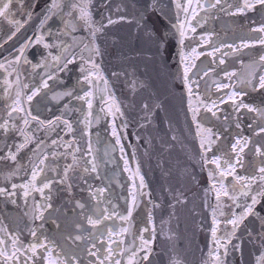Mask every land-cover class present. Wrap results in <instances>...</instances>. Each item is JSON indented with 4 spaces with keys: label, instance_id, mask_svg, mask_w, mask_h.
I'll list each match as a JSON object with an SVG mask.
<instances>
[{
    "label": "snow or ice",
    "instance_id": "6c2138e0",
    "mask_svg": "<svg viewBox=\"0 0 264 264\" xmlns=\"http://www.w3.org/2000/svg\"><path fill=\"white\" fill-rule=\"evenodd\" d=\"M98 3L105 10L99 19L94 0H0V50L7 53L0 55V198L22 209L0 218V264H154L155 210L167 208L161 224H170L189 205L192 214H210V223L198 225L210 234L201 264H264V0ZM222 18L244 33L238 42L209 26ZM122 28L134 29L145 72L119 54L109 76L106 45L124 46L113 31ZM149 67L154 77L145 74ZM74 69V82H65ZM117 83L126 95H117ZM168 97L180 102L196 144L188 159L199 174L179 163L173 171L161 153L167 181L157 194L142 172V145L132 146L130 159L124 138L130 123L158 127L163 111L171 135L159 138L160 147L170 151L178 136ZM109 117L114 142L98 158L91 126ZM135 138L150 157L156 137ZM117 150L131 181L124 211L113 202V181L124 184L107 170L108 163L119 167ZM190 184L199 186V204ZM170 264L186 262L177 253Z\"/></svg>",
    "mask_w": 264,
    "mask_h": 264
},
{
    "label": "water",
    "instance_id": "95a60500",
    "mask_svg": "<svg viewBox=\"0 0 264 264\" xmlns=\"http://www.w3.org/2000/svg\"><path fill=\"white\" fill-rule=\"evenodd\" d=\"M169 2V0H165ZM96 7L94 11L96 12L97 19H99L100 13L105 10L99 6L98 0H94ZM152 21L159 26L160 21L157 17H153ZM114 33L119 39H122L125 44L122 48L116 49L112 46L111 42L106 45V55L104 57V67L106 70V75L110 76V70H114L119 64L117 56L123 54L124 56H131L133 62L137 64L139 72H145L144 61L140 57H136L134 50H139L141 48L140 42L136 39L134 29L122 28L113 29ZM173 53L175 52V42H173L170 49ZM146 75H152L151 67L145 73ZM156 86H160V82L156 81ZM115 89L117 95H126L127 90L120 83L115 84ZM169 104V114L172 115L175 123L176 135L178 140L175 142V146L170 151H163L160 147L159 138L167 132L171 135V132L167 129L166 113L161 111L156 120L158 127H153L150 129L139 128L135 123H130L127 132L130 145H142L140 147L141 154V164L142 172L145 175L149 186L156 189L157 194H159V189L162 185L166 186L167 177L161 170L159 164V157L162 153L163 158L168 161V165L175 171L178 163L180 167H188L194 174H199V165L196 164L194 160H189L188 157L193 151H195L196 144L192 140V137L187 134V130L184 127V113L181 109L180 102L176 99L168 97ZM135 119V114L132 116ZM139 134L143 137L149 135L156 137L153 142L152 154L150 157L143 156L144 147H147L143 141L137 142L136 135ZM201 182L203 183V177L201 176ZM189 195L196 194L195 202L200 203V190L199 186L195 184H190ZM191 205L188 209H183L178 214V218H173L171 223L161 224V220L167 221L169 210L165 208L164 210H155V218L158 229V238L154 245L153 260L154 264H170V258L174 254H179L182 259L185 260L186 264H201V260L207 253V246L210 242V234L206 230H202L198 227L200 223L208 224L210 223V214L207 210L198 209L199 215L192 214L190 212ZM169 228L175 233V236L169 240L167 238V233ZM245 258L249 259V255L246 249ZM232 259L230 258V264Z\"/></svg>",
    "mask_w": 264,
    "mask_h": 264
},
{
    "label": "flooded vegetation",
    "instance_id": "af4514ba",
    "mask_svg": "<svg viewBox=\"0 0 264 264\" xmlns=\"http://www.w3.org/2000/svg\"><path fill=\"white\" fill-rule=\"evenodd\" d=\"M251 15V14H250ZM243 21H237L236 23H242ZM35 23H38L36 21ZM210 27H214L218 32L223 35L225 32H227V42H233L234 40L238 42V38L242 35H244L243 32L237 30V28L234 26L233 22L228 20L227 18H222V20L219 21H210L209 22ZM35 30V24L31 25L27 29V35H32L33 31ZM47 38V37H46ZM22 42V40H21ZM7 47V46H6ZM42 47V46H40ZM259 49V46H257V50ZM31 52V49L29 50ZM0 55H7L6 52H3L0 50ZM230 65L239 67V65L235 61H230ZM78 69H74L72 72H68L63 74L65 82L68 81V78L71 77L72 81L74 82L75 80V75ZM38 79V77H37ZM0 80H2V76H0ZM27 82V81H26ZM252 99L255 100V102L259 103L261 100V97L259 95H254L251 97ZM99 96H97V102L95 105L96 112H99V108L101 107L99 103ZM55 111V109H54ZM102 115V114H101ZM74 116H79L78 113L74 114ZM80 119H83V117H79ZM110 117L107 119H101L99 123L93 121V124L91 126V131H92V140H93V147L97 149V155L98 158H103L104 157V151L105 148L109 146V141L111 140L114 142V138L111 137L110 134V129H111V124H110ZM82 127V125H79L77 127V135L79 136V128ZM123 131V130H121ZM97 133H99V138L97 142ZM83 144L84 142L81 141ZM124 143L126 146V151L129 154V158L131 159V150L132 146L130 145L129 139L126 136L124 138ZM112 156L115 157V159L119 162V167L116 166V164L113 163H108L107 164V170L109 175H114L116 179L120 181L121 184H124V188L121 189L118 184L115 183V180L113 181V189H114V196L119 197V199H113L114 203H118L120 205V211H124L125 209V200L123 199L124 196L128 195L127 189L128 186L130 185L131 181L128 179V173L123 171V161L120 160V153L117 150L115 153H112ZM132 164L134 166L135 161H132ZM103 167V165H102ZM0 169H2V166H0ZM2 182V181H0ZM16 182H20L19 179L17 178ZM64 194H60L57 198V204L62 205L64 204ZM144 209V205L142 204L140 206V209L137 210V212H134V221H138L140 219V213H142ZM22 209H17L15 206L11 204H5L3 202V198H0V218H3L4 216L8 215L11 213L13 216L18 215ZM11 219V217H9ZM8 220H4V223H8ZM119 223V221H117ZM142 226V224H137V227ZM49 229H52L54 226L49 223L46 225ZM131 239V237H129Z\"/></svg>",
    "mask_w": 264,
    "mask_h": 264
}]
</instances>
